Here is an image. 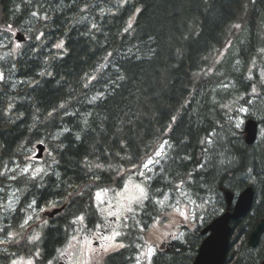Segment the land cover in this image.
<instances>
[{
	"label": "trees",
	"instance_id": "obj_1",
	"mask_svg": "<svg viewBox=\"0 0 264 264\" xmlns=\"http://www.w3.org/2000/svg\"><path fill=\"white\" fill-rule=\"evenodd\" d=\"M38 2L48 9L50 19L46 26L37 23L33 32L28 33L32 7L25 0H0V39L8 35L2 31L8 24L27 37L15 59H3L5 69L11 63L16 64V69L11 74L6 71L8 83L0 85V170L5 163L13 166L12 161L23 153L33 157L39 142L46 145V150L42 160L33 157V164L43 162L41 166L47 167L53 157L59 161L48 169L50 174L44 177L43 186L32 187L23 200L35 197L47 207L51 206L50 201L72 202L74 192L94 183L87 174L85 157L93 165L99 157V162L132 167L130 161H119L115 156L120 150L116 135L122 121L124 127L119 136L131 141L130 151L136 159L137 146L142 155L144 143L162 142V131L176 116L172 130L164 138L171 137L179 145L178 155L164 166L165 177L175 182L188 172L195 173V183L186 191L200 198L197 203L210 200L211 204L198 231L185 236L190 244L167 243V249L158 250L153 264H192L203 240L204 223L232 207L226 200L227 191L236 196L248 185L256 191L254 203L249 213L232 222L225 264H259L264 259V233L256 247H250L248 237L264 217V138L248 144L242 129L233 139L225 137L227 131L219 125H228L233 112L221 104L231 106L239 101L252 106L249 101L255 99L261 112L253 109L245 118L258 120L259 132L264 126V82L259 77V70L264 68V53L260 51L264 49V0H255L254 4L251 0H129L122 8L117 7L118 0ZM85 3L92 7L81 13ZM134 8L141 11L132 29L125 32ZM83 15H87V20L81 19ZM92 23L97 27L92 28ZM235 24L241 27L234 28ZM40 31L44 36L37 41L35 35ZM61 39L66 51L54 47ZM7 40L10 51L14 43ZM229 41L231 46L226 49ZM108 52L112 56H107ZM101 64L107 67L101 69ZM209 68L213 70L205 75ZM249 69L253 80L248 79ZM41 72L45 74L39 75ZM121 75L125 79L119 80ZM89 76L97 79L88 83ZM223 83L230 87L222 88ZM253 83L257 86L255 96L251 95ZM85 84L88 86L84 87ZM100 91L106 93L107 99L89 103ZM9 104L14 105L11 111H7ZM61 104L65 107L60 108ZM50 112L52 116L48 115ZM129 120L131 124L127 123ZM64 128L70 131H62ZM213 130L217 132L213 139L219 143L214 151L205 153L201 141H206ZM55 135L60 139L54 140ZM61 142L65 146L62 150L58 148ZM225 147L228 151L221 156L219 153ZM206 159L209 163L205 169L198 170L197 166ZM222 159L224 164L220 163ZM108 183L111 181L104 174L101 184ZM68 191L73 196H67ZM4 195L0 193V197ZM73 203L78 212L89 209L87 194L84 199L75 198ZM213 207L223 211L213 212ZM71 209L67 207L68 211ZM66 220L63 215L51 219L40 242L23 241L20 248L6 245L7 252L0 250V264H10L8 253L27 256L37 247L42 253L37 262L45 264L64 245L61 226ZM145 220L144 233L137 229L135 235L145 237L151 224L147 217ZM135 235L124 238L125 243H132ZM241 252L246 258H240ZM136 253L134 245L127 247L107 257L104 264H135Z\"/></svg>",
	"mask_w": 264,
	"mask_h": 264
},
{
	"label": "snow or ice",
	"instance_id": "obj_2",
	"mask_svg": "<svg viewBox=\"0 0 264 264\" xmlns=\"http://www.w3.org/2000/svg\"><path fill=\"white\" fill-rule=\"evenodd\" d=\"M25 2L33 9L30 12V26L27 32L32 33L35 25L40 22H43L44 26H46L50 16L45 5L39 3L38 0L36 3H33V0H25ZM251 2L254 4L255 0H251ZM128 3L129 0H118L117 7L122 8ZM91 7L92 5L85 3L80 12L87 13ZM40 9H44V11L41 12ZM17 11H19V6H17ZM140 11V8H134L132 15L129 17L128 25L124 29L125 32L132 29L133 21ZM81 19L87 20V15H83ZM91 27L96 28L97 25L92 23ZM233 27L240 28L241 25L235 24ZM2 31L12 37H16L18 29H14L12 24H8ZM43 36L44 32L40 31L39 34L35 35V40L39 41ZM64 45L65 41L61 39L54 47L56 49H64ZM3 46L8 47L7 44ZM230 46L231 41L226 45V49ZM21 48L22 45L16 42L7 55L15 59ZM64 50L66 51V49ZM260 51L264 53V49ZM107 56H112V53L108 52ZM216 62L219 63V58ZM252 63L253 67H255V60ZM99 67L102 69L107 67V65L101 64ZM15 69V63H11V66L7 69L0 66V85H7L8 83L6 71L11 74ZM212 70L209 68L204 74L207 75ZM44 74L41 72L39 75L43 76ZM48 75H51V73H48ZM259 77L264 82V68L259 70ZM96 79L97 77L95 76H89L88 83ZM118 79L123 80L125 77L121 75L118 76ZM248 79L253 80L252 69H249ZM20 83H24V81H20ZM87 86L88 84L84 85V87ZM221 87L228 89L230 85L223 83ZM251 95H257L255 83L252 85ZM105 99H107L106 93L100 91L89 100V103ZM249 103H251V100ZM220 106L230 110L228 104H221ZM13 107L14 105L9 104L7 111H11ZM64 107V104L60 105V108ZM239 111L248 113L249 108L241 107ZM48 115L52 116V113L50 112ZM72 115H76V113H72ZM90 115L91 113H89ZM176 119V116H172L171 123L166 130L162 131V142L158 144L144 143L142 155L139 154V146H137L136 159L133 158V154L130 151L131 141L119 136V133L123 132L124 127V122H121L116 135L120 150L115 153V156L119 158V161H130L132 163L131 168H125L122 163L114 165L107 161L99 162V157H97L98 162L93 165L89 163L88 157L84 158L87 174L90 175L94 183L86 186L83 191H77L76 197L84 199L87 194L88 204L86 208H91L93 211L91 214H87L86 211L81 212L70 221V226H72L71 235L66 236V243L55 250L57 255L49 259L47 264H54V262L59 264L61 260H67L68 264H104L107 257L133 245L137 249L134 257L135 264H153V257L158 254V249L161 245L171 241L190 244V240L185 238V232L179 231V229L183 227L189 232L198 231L199 222H203L204 216L209 214L208 206L211 201L204 200L202 203H197L200 198L198 196L194 198L189 191H186V188H190L195 183V173L188 172L186 177H178L175 182L165 177L166 168L164 166L169 160H174L176 155H178L179 145L171 137L164 138L172 130L171 124H174ZM127 123L131 124L132 121L129 120ZM226 123L229 125L228 135L234 139L238 134L237 130L242 128L244 121L239 118L233 121L229 117ZM219 127L223 130L224 125L221 124ZM62 131L67 132L70 130L64 128ZM261 135L264 138V131H262ZM214 136H217L215 130L209 133L206 141H201L202 144H205L202 149L203 152L208 153L210 149L215 150L214 146L218 145L219 141L214 140ZM53 139L59 140L60 136L55 135ZM76 139L80 140L81 137L76 136ZM222 139L224 138L221 137ZM63 147L65 146L61 142L58 148L62 150ZM227 151L228 148L225 147L224 151L219 154L223 156ZM121 152L124 153L123 156H121ZM49 155L51 156V153ZM107 155L108 153L105 154L106 157ZM32 160L33 157L31 155L23 153L20 158L12 161L13 166L9 167L8 164H3V169L0 170V185H3L0 186V193H4L7 196V203L0 204V207L4 208L5 211L16 213L17 207L14 204H21L20 196L17 193L26 195L31 191L32 187H42L44 177L50 174L48 169L52 167V164L59 163L53 157L51 163L46 162L47 167H42L38 164H33ZM208 163L209 160H203L197 166L198 170L205 169ZM220 163L224 164L225 160L222 159ZM228 163H231L230 159ZM225 170L227 171V169ZM104 174H107V178L111 183L101 184ZM14 183L18 186L14 190L9 191ZM20 184L23 186L21 187ZM68 187L71 188L72 185L69 184ZM67 196H73V193L68 191ZM0 199H4V197H0ZM59 203V201L49 202L52 207H57ZM36 210L37 200L35 197L27 202L25 206L19 208V211L24 213V218L19 224L20 229H26L29 226V222L34 219L39 220L40 217L38 215L34 217V215L30 214L35 213ZM45 210V208H39L40 212ZM212 211L222 212L223 208L216 209L213 207ZM145 217L151 221L148 227L153 230V235L155 236L152 242L145 240L143 235H135L137 229H139V233H144L147 224ZM47 223L46 220L43 222L44 225H47ZM90 223H94V227L90 228ZM7 227H10V225L0 227V233L3 234V238H0V244H21L24 238L15 231H7ZM65 231L67 232V229ZM133 235H135V240L132 243H125L124 238L132 237ZM39 240V232H34L33 235L27 238L29 244H34ZM77 245L80 246L79 255L75 251H70L76 249ZM7 251V248H5V252ZM8 255L10 264H36L37 260L42 257L39 247L36 248L34 253L27 256H18L15 252L8 253ZM127 259H132V257H127Z\"/></svg>",
	"mask_w": 264,
	"mask_h": 264
},
{
	"label": "water",
	"instance_id": "obj_3",
	"mask_svg": "<svg viewBox=\"0 0 264 264\" xmlns=\"http://www.w3.org/2000/svg\"><path fill=\"white\" fill-rule=\"evenodd\" d=\"M18 41L25 40V35L22 32H17L16 36ZM245 140L247 143H253L257 139L258 122L254 119H249L244 127ZM38 157H43V144H38ZM255 192L254 189L249 187L242 190L237 196L234 205L227 208L222 214L215 217L209 224L201 229V234L205 235L202 240L197 255L193 264H225L229 248L230 240L233 233L232 222L239 220L247 213L250 212ZM226 200L229 205L234 201V193L231 191L226 192ZM264 232V217L257 223L256 227L252 230L249 237V244L252 247L257 246L260 241L261 235ZM261 264H264L262 261Z\"/></svg>",
	"mask_w": 264,
	"mask_h": 264
},
{
	"label": "flooded vegetation",
	"instance_id": "obj_4",
	"mask_svg": "<svg viewBox=\"0 0 264 264\" xmlns=\"http://www.w3.org/2000/svg\"><path fill=\"white\" fill-rule=\"evenodd\" d=\"M37 164V163H36ZM39 165V164H38ZM18 185L15 183L14 187H12V190H14ZM77 192V191H76ZM76 192H74V197H76ZM17 195L20 196V200H21V204L20 205H15V207H17V212L16 213H11V212H7L5 211L4 208L0 207V227H5V226H9L7 227L6 230L7 231H15L17 233H19L20 236H22L24 239L21 241H26V237L28 238L30 235H33L34 232H39L40 233V240L37 242L42 241L46 234H47V228H48V224H50V220L53 218H57V217H61L62 215L65 216L66 218H68V220H66L64 222V225L61 226L62 231L64 232L65 238L66 236H70L72 233V226H70V221L76 216L79 215L81 212H87V214H91L92 213V209H86L84 211L78 212L76 210V208L74 206H76V203L72 202H62L59 203L57 207H52V206H46L43 202L38 203L37 202V210L35 213H30L32 215H34V217L36 215H38L40 218L39 220L34 219L33 221L29 222V226L26 229H20L19 228V224L21 223V221L24 218V213L19 211V208L22 206H25L28 201H24L23 198H25L26 195H21L20 193H17ZM7 201H1L0 200V204H6ZM85 202H81V204H84ZM71 207V211L67 210V207ZM39 208H45L46 210L43 212L39 211ZM47 221V225H44L43 222ZM89 227L92 228L94 227V223H90ZM67 229V232L65 231ZM23 232L25 233V235L23 234ZM0 238H3V234L0 233ZM66 243V240L64 242V244ZM20 248V246H18ZM22 247V246H21ZM78 247V245H77ZM77 247L76 249H74L73 251H75L77 253ZM0 249H5L4 248V244H0ZM53 256L57 255L56 251L53 252ZM78 254H79V249H78ZM52 256V257H53ZM51 257V258H52ZM50 258V259H51ZM261 262V261H260ZM37 264V263H36ZM47 264V261L46 263ZM54 264H56V262H54ZM59 264H68L67 260H61L59 261Z\"/></svg>",
	"mask_w": 264,
	"mask_h": 264
},
{
	"label": "rangeland",
	"instance_id": "obj_5",
	"mask_svg": "<svg viewBox=\"0 0 264 264\" xmlns=\"http://www.w3.org/2000/svg\"><path fill=\"white\" fill-rule=\"evenodd\" d=\"M19 31V30H18ZM17 31V32H18ZM7 38H9L10 40H12V42L15 44L16 42H18L17 41V39H16V37H12V36H10L9 34L8 35H5V38L4 39H0V58H2V59H0V66H3V59H5L8 55H7V53L9 52V48H6V47H4L3 45L4 44H7V45H9V42H8V40H7ZM21 44V43H20ZM251 102L253 103V105L252 106H249V105H241V104H239V101H236L234 104H233V106H232V104H231V106H230V110L229 111H233L232 112V120L233 121H235L237 118H239V119H243V121H244V123H245V120H246V118H245V115H247V114H250V113H252L253 112V109L254 110H258V112H261L260 111V108H257L258 106V102H256V104H254L255 103V99H251ZM261 103H263V102H261ZM264 104V103H263ZM241 107H247V108H249V112L248 113H243V112H240L239 111V109L241 108ZM264 117V115H262V118ZM244 123H243V125H242V130H243V134H244V140H245V132H244ZM226 127V128H225ZM228 127H229V125H225L224 126V130H226L227 132L225 133V137H230L229 135H228ZM262 131H264V126L261 128V132H259V138H258V142H260L261 141V139H263L262 138V135H261V133H262ZM237 132H238V130H237ZM215 138H216V136H215ZM215 138H214V140H215ZM225 140L226 141H228L226 138H225ZM220 141H222V140H220ZM246 142V141H245ZM35 153H37V150L35 151ZM42 162V161H41ZM36 164V163H35ZM43 164V162L41 163V165ZM40 165V166H41ZM14 185L15 184H13L12 185V187H14ZM12 190V188L11 189H9V191H11ZM239 194V193H238ZM238 194H236V197L238 196ZM4 197V199H2L1 201H7V196H3ZM205 224H207V223H204V226H205ZM179 231H184L185 232V236H187V234L189 233V231H187L185 228H183V227H181L180 229H179ZM23 234L25 235V233L23 232ZM145 240H148L149 242H152L154 239H155V236L153 235V230L152 229H149L147 232H146V234H145ZM26 241H27V237H26ZM13 245H15V246H19V245H17V244H15V243H12ZM63 246V245H62ZM61 246V247H62ZM79 245H78V247H77V255H79L78 254V249H79ZM19 248V247H18ZM163 248H166L167 249V243H165L164 245H161V247L159 248V249H163ZM158 249V250H159ZM70 251H73V250H70ZM238 255L236 256V259H235V261H237V259H238V257H239V253H237ZM244 256H246V254H244L243 252H241V254H240V258L242 257V259H244V258H246V257H244ZM154 258V257H153ZM239 258V259H240ZM238 259V260H239Z\"/></svg>",
	"mask_w": 264,
	"mask_h": 264
},
{
	"label": "bare ground",
	"instance_id": "obj_6",
	"mask_svg": "<svg viewBox=\"0 0 264 264\" xmlns=\"http://www.w3.org/2000/svg\"><path fill=\"white\" fill-rule=\"evenodd\" d=\"M20 32H22V31H20ZM24 35H25V40L24 41H26V39H27V37H26V34L24 33V32H22ZM249 119H254V120H256L255 118H246V120H245V123H244V127H245V124H246V122L249 120ZM257 122H258V120H256ZM259 127H260V125H259V122H258V134H257V139H258V137H259ZM244 132H245V130H244ZM245 135H246V133H245ZM257 139H256V141H257ZM246 141V140H245ZM255 141V142H256ZM255 142H253V143H248V144H254ZM38 144H43L44 145V149H43V155H44V153H45V150H46V145L43 143V142H39V143H37V145H36V150H37V153H34V159L35 160H41L42 159V157H38L37 155H38V151H39V148H38ZM249 187H251V188H253L254 189V187L252 186V185H248L247 187H245L244 189H246V188H249ZM243 189V190H244ZM254 192H256L255 191V189H254ZM255 198V197H254ZM254 203V202H253ZM244 217V216H243ZM235 221V220H234ZM256 227V226H255ZM254 227V228H255ZM52 231V230H51ZM252 232V231H251ZM251 234V233H250ZM249 237H250V235H249ZM249 237H248V244H249ZM250 245V244H249ZM250 247H252L251 245H250ZM256 247V246H255ZM196 257V256H195ZM194 260H195V258H194ZM194 260H193V262H194ZM262 261H264V259L262 260ZM262 261L259 263V264H261L262 263ZM236 263H238L237 261H236ZM193 264V263H192Z\"/></svg>",
	"mask_w": 264,
	"mask_h": 264
}]
</instances>
